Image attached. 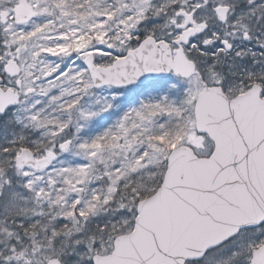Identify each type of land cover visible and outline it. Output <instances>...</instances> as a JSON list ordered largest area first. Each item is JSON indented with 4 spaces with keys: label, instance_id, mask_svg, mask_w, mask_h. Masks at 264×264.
<instances>
[{
    "label": "snow or ice",
    "instance_id": "snow-or-ice-1",
    "mask_svg": "<svg viewBox=\"0 0 264 264\" xmlns=\"http://www.w3.org/2000/svg\"><path fill=\"white\" fill-rule=\"evenodd\" d=\"M0 264H264V0H0Z\"/></svg>",
    "mask_w": 264,
    "mask_h": 264
}]
</instances>
